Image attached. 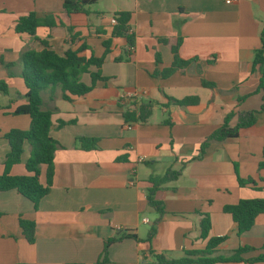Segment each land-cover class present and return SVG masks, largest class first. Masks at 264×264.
I'll use <instances>...</instances> for the list:
<instances>
[{
    "label": "crops",
    "instance_id": "obj_1",
    "mask_svg": "<svg viewBox=\"0 0 264 264\" xmlns=\"http://www.w3.org/2000/svg\"><path fill=\"white\" fill-rule=\"evenodd\" d=\"M65 1L0 0V83L8 87L7 94L0 91V175L10 151L4 134L28 130L31 124L29 116L14 114L27 103L21 56L44 49L29 35L15 32L20 17L54 14L64 26L39 28L38 38L48 39L51 49L63 55L70 47L66 27H73L95 56L102 57L103 42L112 35V14L129 12L135 46L131 49L125 38L113 39L102 66V76L109 80L98 82L83 97L65 101L59 86L42 92L43 109L53 111L50 136L59 144L53 185L37 209L16 191L0 192V264H98L106 241L123 234L137 239L114 243L105 264H157L154 256L179 260L206 247L201 239L204 215L211 219L210 237L226 238L217 256H230L242 246L259 250L246 258L258 256L264 245V215L239 236L237 224L223 209L241 200H264V111L238 138L213 141L204 157L198 156L202 143L229 114L261 108L260 74L252 73V63L261 48L264 0H100L88 16H67ZM178 40L180 57L196 61L168 79L153 77L156 69L171 67ZM119 58L124 60L116 62ZM82 80L91 84L89 75ZM202 80L216 88L203 87ZM123 92L138 93L136 103L155 104L148 123L125 121L123 112L131 103L122 102ZM166 97H197L199 104L180 107ZM236 124L234 117L230 125ZM80 138L98 139L97 150H81ZM30 154L26 143L12 176L28 174ZM142 156L146 161L139 163ZM170 167L183 168L182 175L157 193L165 214L155 225L158 214L147 202L149 179ZM45 174L43 166L42 183ZM239 179L251 181L242 186ZM20 219L36 224L33 244L26 241ZM154 226L156 234L149 240Z\"/></svg>",
    "mask_w": 264,
    "mask_h": 264
},
{
    "label": "trees",
    "instance_id": "obj_2",
    "mask_svg": "<svg viewBox=\"0 0 264 264\" xmlns=\"http://www.w3.org/2000/svg\"><path fill=\"white\" fill-rule=\"evenodd\" d=\"M100 0H66L63 4L64 13L67 16L76 14H91V7L96 5ZM112 17L116 19L117 24L113 25L111 38L103 42L105 54L102 57H96L92 48L86 43V40L79 34L75 33L73 27H66L68 32V42L70 47L59 55L51 49L48 39L37 37L39 28L54 29L59 25L58 16L54 14L39 15L37 12H31L26 16L20 17L15 26V32L19 35L27 34L40 42L44 49L40 52L28 50L21 56L22 73L21 78L28 90L26 95L27 103L20 106L15 115H27L31 119L28 130L13 129L4 134L8 141L10 151L4 163V172L0 175V192L16 191L18 194L31 201L35 209L39 203L49 193L54 179V159L59 144L50 136L53 126V111L43 109L42 92L48 88L59 86L63 91V99L71 101L72 97H83L94 90L98 82H107L109 79L102 76V66L105 63L106 56L110 54L113 39L125 38L128 46L133 49L135 46V36L130 33V22L132 15L129 12L114 13ZM261 48L255 52L252 63V73H259L260 80L257 92H262V105L259 111H239L236 114H229L225 118L224 125L209 136L200 147L198 159L204 157L207 149L213 141H226L236 139L242 129L252 127L257 122V115L264 111V31L261 32ZM165 43V40H160ZM80 42L82 44L77 46ZM182 40L172 47L174 56L170 68L159 70L156 69L152 74L153 77L168 79L179 71H184L196 60H184L179 55ZM89 52V56L85 53ZM128 56L131 53L127 54ZM123 58L116 59V62L123 61ZM161 56L156 55V63L161 64ZM10 65L9 67H12ZM94 68L96 71H92ZM201 74L202 71L198 70ZM89 75L91 84L83 82V76ZM205 88L214 89L216 85L202 80ZM0 91L8 93V87L5 82L0 83ZM173 105L180 107L195 106L199 104L197 97L175 100L166 97ZM244 98H238V103L244 101ZM155 104L152 102L136 103L131 102L123 112V117L127 123L146 124L152 117ZM234 117H237V124L231 126L230 123ZM81 150L92 151L98 148V139L80 138ZM31 147V154L25 164L27 175L12 176L11 169L22 162L25 144ZM263 159L260 163V169H264V150ZM118 160H124L120 158ZM46 167L45 182L42 183V167ZM183 168L175 170L168 168L162 176H153L149 179L150 187L147 190L148 205L156 211L158 219L155 225L161 222L165 214L164 203L157 199V193L169 183L179 179L182 175ZM251 180L239 179L240 185L244 186ZM224 213L229 214L237 224L238 235L249 232L255 225L256 219L264 215V200H241L236 205H227L223 209ZM20 227L23 235L29 244L35 242L36 224L31 221L20 219ZM211 219L204 215L201 221V239L207 241L206 247L202 251L188 252L186 256L179 260H168L163 256H154L157 264H227V263H244L256 264L264 263V245L260 249L261 253L252 258L245 256L259 251L250 246H242L233 251L230 256H217L218 247L225 242V237L211 238ZM156 234L155 226L150 230L148 239L151 240ZM137 239L136 236L123 234L118 238L108 239L104 246L103 255L98 264L108 262L109 248L117 242L125 239Z\"/></svg>",
    "mask_w": 264,
    "mask_h": 264
},
{
    "label": "built area",
    "instance_id": "obj_3",
    "mask_svg": "<svg viewBox=\"0 0 264 264\" xmlns=\"http://www.w3.org/2000/svg\"><path fill=\"white\" fill-rule=\"evenodd\" d=\"M230 2H231V0H227V3H230ZM111 23H112V25H116L117 24L116 19L113 18L111 20ZM138 98H139V94L136 92H123L121 94L122 102H125V103L136 102L138 100ZM132 128H133L132 125L127 126L128 130H131ZM145 161H146V158L144 156L139 157V159H138L139 163H144ZM132 185H133V183H132ZM144 221L147 222V220H144Z\"/></svg>",
    "mask_w": 264,
    "mask_h": 264
}]
</instances>
